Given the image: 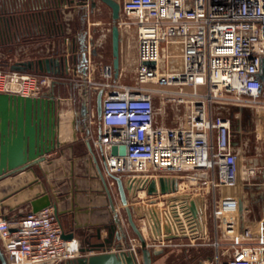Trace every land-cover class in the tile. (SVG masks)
<instances>
[{
	"label": "built area",
	"instance_id": "built-area-1",
	"mask_svg": "<svg viewBox=\"0 0 264 264\" xmlns=\"http://www.w3.org/2000/svg\"><path fill=\"white\" fill-rule=\"evenodd\" d=\"M119 8L123 17L118 21L134 24L136 29L135 81L112 80L111 62H103L100 76H94L88 46L85 59L81 55L74 66L68 59L65 67L75 73L83 68L85 94L90 95L87 111L97 116L102 127L92 142L96 147L101 145L105 172L153 176L156 191L147 193L143 188V193L167 194L156 201L162 202L161 207H146L145 220L138 227L144 245L177 244L169 233L186 234L190 242L199 237L204 201L192 195L210 187L212 212L219 216L222 236L215 231L209 241L214 253L195 264H264V208L255 219L240 221L243 193L236 189L250 183L254 171L261 168L240 163L231 115L222 111L224 103L249 109L255 130L264 139V0H121ZM30 69L0 67V91L32 96L45 93L54 71ZM98 89H102L99 115L95 109ZM157 91L174 107L171 124L155 120ZM242 123L238 118L239 131ZM120 143H124L123 152L110 150L111 144ZM159 174L168 179L174 176L176 189L161 192ZM185 186L196 190L181 192ZM172 194L178 196L173 198ZM190 198L195 200L199 216L191 214ZM153 207L158 213L159 231L152 218ZM165 222L170 224V231L163 229ZM0 243L9 264H57L82 253L76 235H61L51 206L29 210L16 219L0 215ZM128 244L141 264L136 251L139 237L130 236Z\"/></svg>",
	"mask_w": 264,
	"mask_h": 264
},
{
	"label": "water",
	"instance_id": "water-1",
	"mask_svg": "<svg viewBox=\"0 0 264 264\" xmlns=\"http://www.w3.org/2000/svg\"><path fill=\"white\" fill-rule=\"evenodd\" d=\"M104 1L111 7V60L116 74L119 41L116 19L119 15V2ZM80 34L79 47L82 59H85V32L81 31ZM67 61L66 56L56 59L46 55L35 59H16L9 66L23 70L35 67L47 71H64ZM101 94L102 89L95 93L97 115L101 111ZM59 98L54 95L53 88L37 96L0 91V215H5L2 210L4 205L11 209L25 201L30 203V210L51 206L64 237L72 236L78 228L86 226H93L94 230L89 235L98 238H101L102 227L107 231V235L101 239L81 244L82 253L64 260L63 264H139L128 242L124 247L120 241L116 242L115 248L111 246L112 232L116 225L121 227L113 197L114 187L127 212L128 221L140 239V246L136 247L140 253V263L152 264L150 249L144 245V238L132 220L127 202L129 195L136 193L137 188H145L147 193L156 191L155 177L106 173L101 145L96 147L93 144L86 126L78 127V121L86 115L85 104H81L80 116H76L73 104L67 111L61 110ZM82 131L85 136H81ZM100 134L101 131L97 136ZM52 150L55 153L46 156ZM110 150L123 152L124 143L111 144ZM111 178L113 182L109 183ZM157 183L161 192L176 189L174 176L168 179L159 174ZM181 195L186 197L187 194ZM177 196L171 195L173 198ZM188 207L193 216L198 215L193 198L189 199ZM154 211L152 218L159 231L158 215ZM167 213L169 216L172 214L169 209ZM163 229L170 231V224L165 222ZM124 234L122 229L121 235ZM0 264H9L1 245Z\"/></svg>",
	"mask_w": 264,
	"mask_h": 264
},
{
	"label": "rangeland",
	"instance_id": "rangeland-1",
	"mask_svg": "<svg viewBox=\"0 0 264 264\" xmlns=\"http://www.w3.org/2000/svg\"><path fill=\"white\" fill-rule=\"evenodd\" d=\"M28 1L32 3V5L36 6L35 8H43L44 6H38L41 3L47 5L48 0H0V67H8L9 63L13 60L19 58H26L28 56H36L46 53L47 50L44 48L42 50L32 49V45H30L31 37L33 39L39 38L37 36V30L34 26L39 23V18L33 17L31 20L29 18L21 17L22 14L16 16L14 18V22L12 20L8 21L7 14L9 11L19 12L26 11L28 9ZM95 7L92 12H89L90 18H95L100 21L99 23L94 24V28L92 31L93 39H98L99 37H104L103 46L99 45L97 49V53L93 57L95 63L99 64V61L111 60V51H110V26L112 23L111 14L109 7L102 2V0H95ZM121 1V0H119ZM62 5L57 9V14L60 15V19L62 23L65 25L64 16H68L70 13V27L71 29H65V32H73L76 27H80V18H78L77 13L72 10V3L74 0H62ZM54 3V1H52ZM65 3V4H63ZM50 13V15H49ZM54 12L50 10L48 12V16L46 17V21L50 20ZM123 14V11H121ZM7 19V21L5 20ZM44 19V18H43ZM41 20V18H40ZM45 21V19H44ZM7 27L9 31L7 32ZM32 28V29H30ZM32 32H28L29 30ZM51 33L54 31H50ZM59 33V30H58ZM56 34L55 38L57 39L60 34ZM48 34V33H46ZM31 35V36H30ZM34 50V51H33ZM130 60V57L128 58ZM128 60V61H129ZM131 63H127V67H125L122 71V74L119 76V80L121 82H133L134 74L132 61ZM30 70H35V67H31ZM149 85L155 87H165L162 84L146 82ZM188 87V85H185ZM162 95L160 91H157L154 100L155 104H159L161 102ZM72 102L69 104V108H71ZM61 108V103H60ZM222 111L224 113H228L231 115V130L233 132L232 138L234 140V144L238 146L240 151V163L246 164L247 162L253 163L255 166H259L260 170L256 169L253 173V177H251L250 183L241 184L238 188H230V190L240 189L243 193L241 198V206L239 208V218L240 221H250L255 219L262 209L264 208V139L263 134L255 130L254 125L252 124V120L250 117V110L247 108H239L237 105L232 103H224L222 107ZM236 112L238 116H236ZM174 110L172 108H168L165 112V120L166 123H172V117L174 116ZM238 118L242 120L243 129L241 131L238 130ZM258 132V133H257ZM181 192L194 191L195 188L191 186H185V188ZM113 197L117 204V214L119 217V222L121 224L120 230L125 232L124 235H121L120 238L122 241L127 244L129 242V234L130 236H137L132 225L128 221L127 212L124 208V205L119 201L116 191H114L113 187ZM139 194H142V191H138ZM218 195V191L216 190L215 196ZM164 196H152L148 194H142L139 196L137 193H133L128 197V206L130 210V214L134 224L137 227H140L142 222L145 220V211L146 207L149 205L153 206H162V202H156ZM192 196L197 197L200 201H204L202 207L200 208V222L202 223V233L199 237L194 238L192 242H190V238L186 234H176L172 235L171 240L178 242L177 244H165L160 246H149L152 264H195L203 257H210L214 253V246L209 243L211 239L215 236V231L217 236L221 235V229L219 225V216H214L212 212L213 206V192L209 187L204 193H196ZM218 223V224H217ZM204 225V227H203ZM115 228H119L116 225ZM107 232V231H106ZM224 239V238H222ZM1 245V243H0ZM220 246L219 248L222 249ZM2 247V246H1ZM220 255V257H223ZM49 264V263H46Z\"/></svg>",
	"mask_w": 264,
	"mask_h": 264
},
{
	"label": "crops",
	"instance_id": "crops-1",
	"mask_svg": "<svg viewBox=\"0 0 264 264\" xmlns=\"http://www.w3.org/2000/svg\"><path fill=\"white\" fill-rule=\"evenodd\" d=\"M47 1V0H46ZM54 1V3H52ZM62 0H48L47 5L44 3H41V0L37 3H41L38 6L43 8H35L36 6L32 5V2L28 1V9L25 11H19V12H14V11H9L8 12V21L12 20L14 22V18L16 16L21 15L23 18H29L31 20L33 17L39 18V23H37L34 28L38 31L37 36L39 35V38L33 39L31 37L30 40V45H32V49L35 50H42L43 48L47 50L46 53H43L42 55H49L52 57H55L56 59L61 58V56H66L69 59V65L74 66L75 62L74 60L78 59V61L81 59V50L79 47L80 44V32L83 31L85 32V42L86 46H88L89 49V62H90V69L91 72L94 74V76L99 77L100 76V66L103 62H111L112 60H104V61H99V64L95 63L94 56L97 53V49L99 45L103 46V40L104 37H99L98 39H93L92 36V31L94 28L95 23H99L98 19L95 18H90L89 17V12H92L94 10L93 8H90L87 4L83 6V8H79L80 6L76 4L77 0H74V3H72V10L73 12L77 13L78 18H80V27L77 26L75 31L73 32H65V29H71L70 25V13L68 16H64L65 25L62 23L60 19V15L57 13V9L62 5ZM66 1V0H65ZM72 1V0H68ZM65 4V3H63ZM50 10L53 13L52 17H50V20L46 21V17L48 16V12ZM121 9L119 8V15L116 19V22L118 24L119 28V41H118V71L116 74H114V67L112 65V75L111 79L112 80H119V76L122 74V71L125 67H127V63H131L132 61V67H133V74H134V81H135V66L137 63V42H136V32H135V25L134 24H123L122 22L118 21L119 18L123 17V14H121ZM50 15V13H49ZM41 18V20H40ZM45 21H44V19ZM82 18V20H81ZM46 25V27H45ZM32 29V28H30ZM29 30V29H28ZM59 30V33H58ZM54 31V32H50ZM29 33L32 32V30L28 31ZM48 33V34H46ZM60 34V36L56 39L55 35ZM31 36V35H30ZM34 51V50H33ZM110 51H111V38H110ZM112 55V53H111ZM41 55H36V56H28V57H38ZM27 57V58H28ZM130 57V60L128 59ZM112 58V57H111ZM129 60V61H128ZM45 70V69H44ZM73 68H70L67 70L65 67L64 71H54V78L52 80L53 83H51L50 87L48 88V92L52 90L54 91L55 96H60L59 102L61 103V110L67 111L69 109V104L72 101L73 103V108H74V113L76 116H80V106L82 103L85 104L86 108H88L86 100L90 96L89 94L86 95L85 93V82L82 79V70L78 71L75 73L73 71ZM133 81V82H134ZM121 82V81H120ZM126 83H132V82H126ZM168 108H172L174 110V107L171 105L169 101H165L163 98L161 99V102L156 105V114H155V120L158 123H165V124H171V123H166L165 120V112L167 111ZM85 111V118L83 120L78 121V127H87L89 129L88 135L91 136V138L96 137L97 133L102 130L101 124L97 119L96 115H91L90 112ZM174 116L172 117L173 122ZM81 136H85L84 131H82ZM55 153V150H52L51 152H47L46 156L48 155H53ZM190 191H188L189 193ZM117 206V204H116ZM2 210L4 211L5 216L10 219H16L25 212L30 210V203L28 201H25L18 206L8 209L6 205L2 207ZM93 226H86V227H81L78 228L74 235H76L81 244H85L88 240H98L107 235L106 229L101 228V238L96 237L95 235H89L91 231H93ZM122 231L119 228H116L112 232V240L113 243L111 244L112 248L116 247V242L120 241L121 245L124 247L125 243L122 241L120 238ZM111 236H108L111 238ZM130 237V234H129ZM207 257V256H206ZM63 262V261H62ZM61 262V263H62ZM47 262L44 263H39V264H46ZM59 264V263H57ZM63 264V263H62Z\"/></svg>",
	"mask_w": 264,
	"mask_h": 264
},
{
	"label": "flooded vegetation",
	"instance_id": "flooded-vegetation-1",
	"mask_svg": "<svg viewBox=\"0 0 264 264\" xmlns=\"http://www.w3.org/2000/svg\"><path fill=\"white\" fill-rule=\"evenodd\" d=\"M117 1L119 2V0H117ZM87 2H88V5L90 8H93L95 6V3H96L95 0H77L76 4L80 6L79 8H83V6H85V4H87ZM102 2L105 3L109 7L110 14H111V7L109 6V4L104 0H102ZM81 20H82V18H81Z\"/></svg>",
	"mask_w": 264,
	"mask_h": 264
},
{
	"label": "bare ground",
	"instance_id": "bare-ground-1",
	"mask_svg": "<svg viewBox=\"0 0 264 264\" xmlns=\"http://www.w3.org/2000/svg\"><path fill=\"white\" fill-rule=\"evenodd\" d=\"M138 191L140 192V191H142V194H143V192H144V190H143V188H137L136 189V193L137 194H139L138 193ZM140 195V194H139ZM197 198V197H196ZM198 200V199H197ZM199 201V200H198ZM160 202V201H159ZM154 210H156L154 207L152 208V214H155V211ZM157 212V211H156ZM175 212H178L177 210H175ZM157 215H158V213H157ZM183 221H181V223H182ZM143 232L145 231V225H143Z\"/></svg>",
	"mask_w": 264,
	"mask_h": 264
},
{
	"label": "trees",
	"instance_id": "trees-1",
	"mask_svg": "<svg viewBox=\"0 0 264 264\" xmlns=\"http://www.w3.org/2000/svg\"><path fill=\"white\" fill-rule=\"evenodd\" d=\"M45 27H46V25H45Z\"/></svg>",
	"mask_w": 264,
	"mask_h": 264
}]
</instances>
